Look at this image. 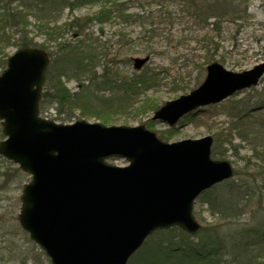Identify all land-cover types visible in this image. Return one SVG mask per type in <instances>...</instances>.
Listing matches in <instances>:
<instances>
[{"label": "water", "instance_id": "95a60500", "mask_svg": "<svg viewBox=\"0 0 264 264\" xmlns=\"http://www.w3.org/2000/svg\"><path fill=\"white\" fill-rule=\"evenodd\" d=\"M147 60L135 58L134 69ZM48 65L38 48L7 59L0 75V156L30 176L17 219L50 264H127L157 230L198 234L195 199L234 174L229 161L211 159L212 137L167 143L143 125L43 119ZM263 75L264 63L239 73L211 63L196 89L162 105L152 119L173 127L197 108L257 86ZM115 158L128 165L106 162Z\"/></svg>", "mask_w": 264, "mask_h": 264}, {"label": "trees", "instance_id": "16d2710c", "mask_svg": "<svg viewBox=\"0 0 264 264\" xmlns=\"http://www.w3.org/2000/svg\"><path fill=\"white\" fill-rule=\"evenodd\" d=\"M250 1L0 0V74L6 67L7 47L12 46L16 50L39 48L45 50L50 58L39 102L41 116L45 117V113L52 108L54 116L50 119L56 122H72L78 112V119L93 118L106 125L114 121L111 116L126 114L132 109L137 113L148 109L155 111L159 108L156 104L150 100L138 104V99L158 86V73L146 70L139 75L122 77L118 71L113 72L103 50L107 41L100 44L98 38H90L85 34L88 27L93 23L99 25L101 35L105 25L121 28L118 35L127 39L125 43L117 42V47L136 49L135 53L146 57L159 55L151 47L150 41L154 38L164 37L172 45L175 37L174 48L179 49L188 42H194L195 49L203 54V61L210 64L220 49L216 40L223 32V25H235L239 21L246 23L250 18L247 12ZM83 6H98V10L83 20L73 18L62 28L53 20L62 8L72 13ZM29 16L38 21L36 30L44 35V43L37 44L29 37ZM50 21H54L52 26ZM127 28L139 30L135 37L138 41L128 39L130 35L124 34ZM68 29L74 35L73 40L67 44L56 41L61 31ZM176 33L179 35L176 36ZM51 42L55 44L54 50L49 49ZM99 66L102 67L100 72ZM71 81L75 83L73 92L66 86ZM258 97L253 107L244 100L233 105L222 104L221 114L227 116L230 122L213 135L211 157L223 159L225 155L219 147L224 145L236 150L235 139L248 148L250 157H242L245 163L235 169L232 180L216 185L197 197L193 209L195 218L204 206L210 216L229 226L239 224L248 214L249 207L264 209V93ZM172 135V131L168 130L159 133L158 137L168 142ZM233 154L239 157L237 151ZM8 172H0V178L6 177ZM262 218L261 225L232 232L222 230L217 224L206 225L195 236L175 227L158 230L147 238L127 264H264ZM18 231L26 235L20 227ZM27 243L32 244L29 239ZM14 248L8 249V252H14ZM20 261L18 264H48L41 251L33 256L26 254Z\"/></svg>", "mask_w": 264, "mask_h": 264}, {"label": "rangeland", "instance_id": "374dc122", "mask_svg": "<svg viewBox=\"0 0 264 264\" xmlns=\"http://www.w3.org/2000/svg\"><path fill=\"white\" fill-rule=\"evenodd\" d=\"M97 10L98 6H83L70 13L66 8H62L55 14V19L53 20L56 25L62 28L64 24L72 21L73 18L83 20ZM247 12L250 18L246 23L239 21L235 23V25H223V32L216 40V42H219L220 49L217 55L214 56L213 61L222 65L230 72L239 73L248 71L256 65L264 63V0H252L248 2ZM28 21L29 25L27 28L29 30V37L37 44L44 43V35L36 30L38 21L31 16H29ZM54 21H50L49 25L52 26ZM99 29V25L93 23L85 31V34H88L92 39L98 38L100 44L107 41L106 49L103 50L105 52V59L113 72L118 71L122 77H131L134 74L139 75L146 70L156 71L158 73V86L149 89L144 95H141L138 99V104H141L140 102L144 100H150L153 104H156V106L161 107L165 103L173 101L181 95H185L197 88L205 77V68L208 64L203 61L201 57L203 54L195 49L196 44L194 42H188L185 47L179 49L174 48L176 45L174 42V40H176L175 37L172 42L173 46L164 37L154 38L150 41L152 43L151 47L155 48L159 55H153L152 57L148 56V62L142 66L140 71H136L132 67L133 59L144 58L146 56L135 53L136 49H131L130 47H128L129 49H127V47H123L124 49L117 47V42L123 41L125 43L127 39H122L118 35L121 28L105 25L101 29L102 35ZM138 32V29L127 28L124 34H129L130 36L128 39L135 40L136 42L138 40L135 37ZM178 35L179 34L176 33V36ZM183 36L184 35H182L181 38H183ZM73 38L74 35L72 36V31L70 29L62 30L61 36L56 41L65 42V44H67L72 41ZM54 47L55 44L51 42L49 49L54 50ZM15 51L16 49L12 46L6 49L8 56L12 55ZM101 68V66L98 67V72L101 71ZM66 86L71 92L75 91V83L73 81L67 82ZM263 93L264 77L256 87L244 90L223 103L225 105H233L234 103L244 100L249 102L248 106L253 107L257 104L259 99L258 96ZM104 95L107 96L108 94ZM155 111L148 109L137 113L136 110L132 109L126 114L111 116L114 121H111L110 124H106L105 126L123 125L135 127L143 124L147 129L157 134V136L161 132L165 133L171 130L173 135L169 141L177 142L188 139H200L205 136L213 137L219 129L225 128L230 122L227 116L221 114L222 104L198 110L193 115H189L187 120H180L176 124V128H168L165 124L152 121L151 117ZM53 114L54 111L52 108L45 113L49 118H52L54 116ZM75 115L74 121L78 120V112H76ZM83 120L90 123H101L99 120L93 118ZM57 123L67 124L61 121ZM146 124L150 128L147 127ZM234 144L238 146L236 150L230 147L228 148L225 145L219 147V150L225 155L223 159L230 161L234 169H239L243 166V163H245L242 157L249 158L250 151L243 143H240L238 139L234 140ZM233 151H237L239 157H236ZM109 162L118 167L127 165L126 161L122 159H113ZM15 169H18L16 165L1 157L0 172H5L7 170L9 172L5 173L6 177L0 178V264H18L21 262L20 259L26 254L33 256L40 252V249L36 245L27 243L28 237L26 235L18 231L19 223L17 217L21 205L19 198L23 185L27 183L30 178L20 170L13 172ZM256 207L257 206L249 207L248 214L240 220L239 224L228 226L226 223L210 216V214L206 212L204 206L198 210L199 212L196 215V220L200 223L202 228L208 224H217L222 227V230L230 232L240 228H252L255 225H261L263 220L262 217H264V209H257L258 207ZM10 248H14L15 251L8 252ZM44 264H47V262Z\"/></svg>", "mask_w": 264, "mask_h": 264}, {"label": "bare ground", "instance_id": "6f19581e", "mask_svg": "<svg viewBox=\"0 0 264 264\" xmlns=\"http://www.w3.org/2000/svg\"><path fill=\"white\" fill-rule=\"evenodd\" d=\"M202 108V107H201ZM214 146V141H212V146H211V149H212V147ZM209 190V189H208ZM205 191H207V190H205ZM197 235V234H196ZM130 260V259H129Z\"/></svg>", "mask_w": 264, "mask_h": 264}]
</instances>
